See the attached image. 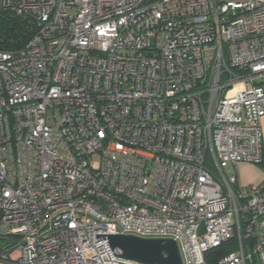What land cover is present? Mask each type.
<instances>
[{"label": "built area", "instance_id": "obj_1", "mask_svg": "<svg viewBox=\"0 0 264 264\" xmlns=\"http://www.w3.org/2000/svg\"><path fill=\"white\" fill-rule=\"evenodd\" d=\"M0 11L35 25L0 48V264H142L118 234L173 239L183 264H264V181L236 170L264 164V0Z\"/></svg>", "mask_w": 264, "mask_h": 264}, {"label": "water", "instance_id": "obj_2", "mask_svg": "<svg viewBox=\"0 0 264 264\" xmlns=\"http://www.w3.org/2000/svg\"><path fill=\"white\" fill-rule=\"evenodd\" d=\"M110 244L121 250L122 258L142 264H183L173 239L141 238L132 235H110Z\"/></svg>", "mask_w": 264, "mask_h": 264}, {"label": "trees", "instance_id": "obj_3", "mask_svg": "<svg viewBox=\"0 0 264 264\" xmlns=\"http://www.w3.org/2000/svg\"><path fill=\"white\" fill-rule=\"evenodd\" d=\"M35 30V25L28 18L9 11H0V48L18 49L22 47ZM237 239L233 238L221 244L208 255L207 260L215 261L235 250ZM255 263L259 264L255 259Z\"/></svg>", "mask_w": 264, "mask_h": 264}, {"label": "crops", "instance_id": "obj_4", "mask_svg": "<svg viewBox=\"0 0 264 264\" xmlns=\"http://www.w3.org/2000/svg\"><path fill=\"white\" fill-rule=\"evenodd\" d=\"M263 151H264V117L262 118ZM239 182L243 185L260 184L264 181V164L255 165L248 162H241L236 168Z\"/></svg>", "mask_w": 264, "mask_h": 264}, {"label": "rangeland", "instance_id": "obj_5", "mask_svg": "<svg viewBox=\"0 0 264 264\" xmlns=\"http://www.w3.org/2000/svg\"><path fill=\"white\" fill-rule=\"evenodd\" d=\"M233 171H234V169H233L232 166H228V167H225V168H224V172H225L226 174L233 173ZM237 171H238V170H237ZM116 225H117V227H120V226H121L119 221L116 222Z\"/></svg>", "mask_w": 264, "mask_h": 264}]
</instances>
